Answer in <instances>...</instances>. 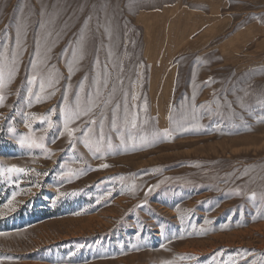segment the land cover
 Wrapping results in <instances>:
<instances>
[{
	"label": "rangeland",
	"instance_id": "rangeland-1",
	"mask_svg": "<svg viewBox=\"0 0 264 264\" xmlns=\"http://www.w3.org/2000/svg\"><path fill=\"white\" fill-rule=\"evenodd\" d=\"M0 67V264H264V0H0Z\"/></svg>",
	"mask_w": 264,
	"mask_h": 264
},
{
	"label": "snow or ice",
	"instance_id": "snow-or-ice-1",
	"mask_svg": "<svg viewBox=\"0 0 264 264\" xmlns=\"http://www.w3.org/2000/svg\"><path fill=\"white\" fill-rule=\"evenodd\" d=\"M43 26V25H42ZM17 35L19 36V29L17 30ZM84 40H85V36L84 34L82 33L81 36L79 37L77 43H78V46H80L82 48L83 46V43H84ZM17 43H19V40H17ZM6 47V46H5ZM41 56L40 54V51H39V46L37 47V51H36V57L39 59ZM40 62H43V60L41 59ZM97 64H99V61L97 60ZM36 62H33L32 64V67L35 69L36 68ZM105 67V71L107 70V65L104 66ZM15 58L13 59V69L12 71H15ZM69 73L71 75L72 73V67L71 65L69 66ZM3 75V69L2 67H0V77H2ZM37 77L36 75H33L29 80H28V83L29 85L33 84L35 81H36ZM122 83V81H121ZM49 86H51V82L49 83ZM103 86L104 88H107L108 87V80L105 78L103 80V83L101 85V81L99 78H97V90H96V94H95V98L94 99H90L89 102L84 105V106H81L79 103H77L75 105V107H66L64 109H61V111L64 112V115H65V121H64V124H63V129L59 132V135L60 136H63L65 133L67 134V136L70 138L69 139V143L72 144L73 141H72V137L74 136V133L78 130L77 128H73V127H70L69 125L70 124H73L76 120H79L81 119L83 116H90V115H94V108H97L99 107V103H97L98 100H100V87ZM80 88L81 90L84 89V83L81 82L80 84ZM29 93L31 94L32 93V89L31 87L28 89ZM45 91V85L43 82L40 83V92H44ZM126 95V94H125ZM3 99L4 97L2 95H0V106H2L3 104ZM36 99L39 101L42 99V97L37 94L36 95ZM64 99L65 101H67L68 99V96H67V92L65 93V96H64ZM133 99H136L135 96H133ZM193 100H194V97H193ZM77 101H79V96H77ZM105 106H107L108 104V101L107 100H103L101 101ZM125 111H126V115H125V118H124V125L125 127L127 126H131L132 128H135L136 127V116L135 115H132L131 117H129L127 115V102L125 101ZM120 110V105L119 104H116L115 107L113 108L112 110V113H111V119H110V126L112 129H116L117 131H119L118 129V125H117V113L118 111ZM54 111V110H53ZM98 123V121L96 119H89V120H86L84 121V124H85V127L83 129H79L80 131H82L84 133L85 136L88 135L89 132H94L95 131V125ZM95 134L97 135L98 139L96 141V150L97 151H100V149L103 147V141L105 139V131H104V123H103V120L99 121V129L98 131H95ZM43 139V138H41ZM120 141H121V144H124L125 143V140H124V136L121 135L120 136ZM25 141L21 140L20 143L23 144ZM53 143L55 142V140L52 141ZM32 144L33 145H36V141L33 140L32 141ZM36 146H39V147H44V145L41 143V144H38ZM108 147H112L111 143L109 142L108 144ZM103 167H107V165H103ZM7 171L9 172H23L25 171L24 169H21V168H18V167H11L9 169H7ZM40 175V174H38ZM73 175H75V173H73ZM70 179V178H69ZM149 191H151V188L149 189ZM15 195V194H14ZM60 196H64V195H69L67 193H59ZM71 195H75V193H72ZM253 196H255V193H253ZM14 198V197H13ZM12 204V200H9L7 202V204H5L4 206L5 207H9V205ZM10 210H14V209H11ZM0 235H3V233H0Z\"/></svg>",
	"mask_w": 264,
	"mask_h": 264
},
{
	"label": "bare ground",
	"instance_id": "bare-ground-1",
	"mask_svg": "<svg viewBox=\"0 0 264 264\" xmlns=\"http://www.w3.org/2000/svg\"><path fill=\"white\" fill-rule=\"evenodd\" d=\"M100 223V222H99Z\"/></svg>",
	"mask_w": 264,
	"mask_h": 264
}]
</instances>
